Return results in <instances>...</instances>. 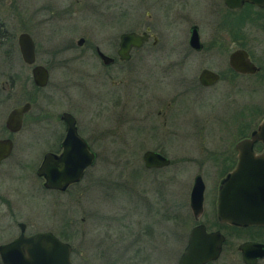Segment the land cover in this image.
<instances>
[{"label": "rangeland", "instance_id": "rangeland-1", "mask_svg": "<svg viewBox=\"0 0 264 264\" xmlns=\"http://www.w3.org/2000/svg\"><path fill=\"white\" fill-rule=\"evenodd\" d=\"M40 1L23 0L29 8ZM71 1L76 7L81 6L78 2L81 0ZM14 2L17 6L23 5L22 0ZM87 5L86 10L66 24L67 32L74 33V43L79 37H84L85 42L80 47L75 45L69 51L63 50V54L75 58L71 72L65 76L54 72L49 87L61 86V91L68 92L70 109L81 126V133L105 134V140L99 143L101 153L95 166L74 185L69 196H58L60 202L56 213L52 209V196L43 198L44 192L33 182L32 172L26 169L24 184L17 190L29 192L18 201V207L36 219L42 229L55 226L57 219L56 232L59 237L67 238L63 241L71 245L74 264H176L185 245H182L185 230L189 231L193 225L186 209L197 174L196 165L182 163L178 167V161L184 154L198 151L202 146L193 140L196 131L213 136L225 129L221 118L228 107L225 85L219 84L212 89H184L192 73L197 75L200 66L198 61L181 65L178 60L185 51L182 54L174 49L165 51L172 47L170 35L163 40L162 48L161 45L154 48L148 45L133 50L129 61L118 60L119 35L136 26L144 29L148 22L146 10L138 0H87ZM6 10L7 4L1 2L0 28L3 30L4 19L15 42L21 28L18 15L6 20ZM174 32L172 40L180 41L179 28ZM36 35L38 37V33ZM95 45L115 57V63L103 65L94 50ZM209 53L204 51L202 55L207 57ZM5 65L4 54L0 51V72L4 71ZM4 79L1 75V85ZM249 80V88L231 91L228 96L233 95L240 105L243 100L249 102L250 129L253 130L264 114V71ZM175 93L178 95L168 108L161 101L155 102L156 97ZM147 94L153 98L144 100ZM141 95L142 102L138 100ZM58 101L59 111L68 108L60 91ZM206 115L210 116L204 120ZM19 150L28 153L33 150V145L26 141ZM146 150L162 151L172 164L161 172L148 170L142 161ZM14 172L9 171V174ZM203 176L209 200L219 177L212 171ZM160 206H164L172 217L157 216ZM207 210L211 214L209 205ZM18 219L27 221L22 217ZM67 220L72 223L70 234L62 227ZM161 234L167 237L163 238ZM3 238L1 234L0 242ZM258 264H264V258Z\"/></svg>", "mask_w": 264, "mask_h": 264}, {"label": "flooded vegetation", "instance_id": "flooded-vegetation-1", "mask_svg": "<svg viewBox=\"0 0 264 264\" xmlns=\"http://www.w3.org/2000/svg\"><path fill=\"white\" fill-rule=\"evenodd\" d=\"M138 1L146 10L145 19L148 22L145 24L144 29L136 26L134 30L126 32H135L139 35L146 34L147 40L139 48L131 49L130 59L133 50H138L148 45V47L153 48L161 45L162 48L164 45L162 44L163 40L170 35L169 42L172 47H168L165 51L169 52L174 49V52L181 54L182 51H185L178 62L181 65H185L188 62L198 61L197 65L200 66L197 75L192 73V77L185 83L187 87L184 89L194 90L196 87L212 89L219 84H224V95H227V111H224L225 113L221 117L225 129H222L221 133H215L213 136L196 131L193 140L196 145H198V141L202 146L198 151H194V155H189L194 153L191 151L184 154L178 161V167L182 163H186L188 166L193 164L192 167L196 165V175L202 177L204 192L202 212L196 217L190 207L191 185L187 203L188 210L186 209V211L189 219L193 221V225L189 231L185 230L182 243V245L184 243L185 245L177 258L176 264H178L179 257L188 245L191 230L197 225H203L207 232H219L223 237L218 257L205 264H245L239 247L249 242L264 245V226H239L220 222L216 214V202L221 181L237 165V144L249 138L252 131L257 128L260 121L264 118L263 114L255 128L251 130L249 102L243 100L244 102L240 105L233 95L231 97L228 96L231 91H240L242 87H244L242 91H245L246 88H249L250 77L261 75V72L264 71V0ZM1 2L7 4L4 18L8 20L12 17L16 18L18 15L17 20L21 28L15 42L13 37H11L13 35L5 27L4 19L1 23L4 26L3 30L0 28V51L3 52L4 61L6 62L4 71L0 72V76L5 77L3 84H0V233L4 237L0 245L9 243L20 235L29 236L37 232H51L59 238L58 232H56L58 227L57 219L54 221L55 226L52 224L49 228L42 229L37 224L36 219L21 211V208L18 207V201L29 191H19L17 189H21V186H23L24 182L22 181L25 178V171L29 169L34 176L33 182L44 192L43 198L47 199L49 195L52 196V209L56 213L60 202L57 199L58 196H64L65 194L69 196V192L74 185L81 182L86 173L95 166L101 153L99 151V143L105 140V134L81 133V126L70 109L71 104L69 103L68 92L61 91V86L49 87L54 72H60L63 76L71 72L75 58L74 56H66L63 54V50L69 51L75 45L80 47L85 42L84 37H79L74 43L72 37L74 33L67 32L66 24L80 11L88 8L87 0L78 1L81 4L79 8L71 0H41L31 8L27 7L23 0V5L18 6L14 0H0ZM136 11H139L138 8H136ZM175 28L180 30L181 37L178 42L171 38V36L175 35ZM63 29L64 32H62ZM162 29L167 30L164 32L161 31ZM60 31L61 34H59ZM36 33H38V37ZM20 34H27L33 43L34 57L31 62H27L20 51L18 41ZM193 35L197 38H194ZM80 39L83 40L81 45L78 44ZM195 44L198 47L194 46ZM118 47L116 49V57L120 60L117 54ZM97 49L100 50L95 45L94 50L103 65L108 66L115 63V57L108 55L114 60L109 64H105L99 57ZM237 50L246 52L248 60L257 68L255 72L237 71L231 65V57ZM204 51H210L208 58L203 57L202 53ZM37 67H42L47 73L45 85L40 86L34 80V69ZM203 70L210 71L213 76L217 75V79L211 81L210 76H202ZM66 84L68 88V81H66ZM58 91L63 93V101L68 106V108L61 111L57 109L59 102ZM177 95L175 93L167 97H156L155 102L161 101L168 108ZM119 97H117V101H119ZM151 98L153 97L148 94L145 99L143 95H141V98L138 96V100H141V102L143 101L142 99L148 101ZM138 104L139 102L137 101V106ZM68 114L75 119L74 125L78 136L84 140L89 150L94 153L95 158L93 164L84 169L79 181L69 183L63 189L50 188L45 186V176L38 172L47 155L52 156L57 161L63 153L64 142L67 138L65 115ZM208 116L210 115H206L204 120ZM165 119L168 120L167 118ZM32 131L37 132V134H31ZM26 132H29L28 135ZM26 141L33 145L34 153H31L33 150L28 153L24 150H19V147L23 146ZM252 150L256 153L263 152L264 143L254 142ZM153 151L167 157L170 163L163 167L147 168L148 170L161 172L162 169L172 164V160L162 151ZM12 170L15 172L11 175L9 171ZM209 171H212L215 177H219V180L212 188L211 198L207 200L206 193L208 188L203 174ZM29 194L32 193L30 192ZM207 205L211 208V214L207 210ZM156 215L166 218L171 216L170 213L166 212L164 206H160V210L156 211ZM19 217L29 223L27 221H19ZM209 221H211L210 224H213L209 225ZM62 227L66 228L67 234L73 232L71 230L72 223L69 220L64 222ZM161 235L163 238L167 237H164L163 234ZM263 258L264 256L259 258L255 264H258ZM0 264H2L1 259Z\"/></svg>", "mask_w": 264, "mask_h": 264}, {"label": "water", "instance_id": "water-1", "mask_svg": "<svg viewBox=\"0 0 264 264\" xmlns=\"http://www.w3.org/2000/svg\"><path fill=\"white\" fill-rule=\"evenodd\" d=\"M194 38H197L193 35ZM147 35L135 32H123L119 36L117 54L120 60H129L132 48H139ZM20 51L27 62L33 61L34 46L27 34L19 35ZM82 39L78 41L81 45ZM194 46L198 47L197 44ZM97 53L105 64L113 62V58L97 49ZM238 55V57H236ZM231 65L242 72H255L256 66L248 60L246 52L237 50L231 57ZM202 76L217 79L203 70ZM36 84L45 85L47 73L42 67L34 69ZM67 122V138L64 151L56 161L47 155L39 174L45 176V186L63 189L72 182L81 179L86 167L94 162V153L76 132L75 119L65 115ZM254 142L264 143V118L249 138L237 144L238 162L236 167L221 181L218 189L216 214L220 222L239 226H264V151L256 153L252 150ZM146 168L163 167L170 160L153 150L142 154ZM204 182L200 175L193 179L190 191V207L197 217L202 212ZM223 237L219 232H207L203 225L191 230L188 245L178 260V264H205L218 257ZM245 264H255L264 256V245L261 243H244L239 247ZM72 247L51 232H37L29 236L20 235L9 243L0 245L2 264H74L71 260Z\"/></svg>", "mask_w": 264, "mask_h": 264}, {"label": "trees", "instance_id": "trees-1", "mask_svg": "<svg viewBox=\"0 0 264 264\" xmlns=\"http://www.w3.org/2000/svg\"><path fill=\"white\" fill-rule=\"evenodd\" d=\"M59 238L62 239V240H67V238H65L64 236H61Z\"/></svg>", "mask_w": 264, "mask_h": 264}]
</instances>
